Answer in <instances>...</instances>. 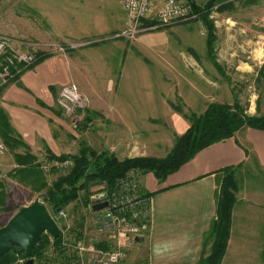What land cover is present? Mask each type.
<instances>
[{
    "label": "rangeland",
    "instance_id": "1",
    "mask_svg": "<svg viewBox=\"0 0 264 264\" xmlns=\"http://www.w3.org/2000/svg\"><path fill=\"white\" fill-rule=\"evenodd\" d=\"M195 1L204 6L209 0ZM228 3L230 5L221 10L219 5L215 6L210 14L215 30V42L212 49L208 46V28L199 15L193 20L149 32L151 38L145 41L147 49L139 41L144 34H140L136 39H127L138 47V61L153 63L149 65L148 71L142 70L144 75L139 73L136 78L140 86L146 84V87L144 85L139 91L142 94L139 98L149 94L153 97L152 101L139 102L141 106L148 104L150 107L148 116H140L136 120L139 124V145L135 149L136 156L166 157L174 147L176 137L185 133L187 126H191V117L202 114L210 103L233 104L238 99L248 115H264V87L262 82L258 81L259 72L264 67V0H228ZM115 5V0H0V36L19 40V28L22 22L24 23L26 19L33 28L35 23H39L41 12L62 19L68 16L75 17V21L80 20V22H75L74 28L79 33L81 31H103L105 30L103 25H108L106 19L110 12L115 10ZM88 19L91 22H85ZM8 43L9 46L0 60V69L5 61L13 57L16 52H33L37 59L28 66L24 63L13 64L12 77L0 86V100L3 91L13 80V82L20 83L19 76L23 71L33 69L46 58L63 55L64 52L58 49L57 43H50V46L40 52L21 48V41ZM162 63H165L164 67ZM135 83L136 81H133V84L128 82L132 90L138 92ZM19 85L24 88V84ZM98 93L107 94L101 90L94 92L96 95ZM87 97L90 102L89 107L91 106L88 108L91 111L92 100L89 96ZM48 104L50 106L43 104L44 107L40 106V109L52 114L53 118L44 117V119L49 127L47 128L48 133L53 138H44L43 143L39 144L42 149L35 150L36 154L30 149L31 153L37 157V161L41 163V167L46 162L61 161H51L50 152L56 156L76 155L81 146L85 144L99 152L110 151L118 155L120 159L131 153L129 148H125L126 134H122L123 130L113 112H109L111 117L108 119L96 112L93 113L87 125L88 128H83L81 124L83 119L73 121L66 117L56 101L48 102ZM61 117L64 118V126L58 123ZM14 128H17V124ZM20 137L22 138L21 135ZM0 141L6 145L1 136ZM24 151H26L24 148L9 149L6 145V151L0 153V175H2L0 181L4 182L6 193L5 205L0 208V228L22 206L31 204L37 198L43 201L44 191L33 192L30 187L9 176V172L18 166L15 153ZM42 170L44 171L43 167ZM258 170L261 173L259 182H263L264 166ZM67 172L53 170L44 171V174L49 184H52L60 175ZM145 175H142L143 185L147 179ZM151 175L154 174H149V177H152ZM249 183L253 185L255 182L250 181ZM102 185L104 184L92 186L89 204L92 200L99 198L94 194L101 191ZM89 204L78 200L56 217L60 229L65 234L70 251L76 255L72 264H83L81 257L78 256L81 253L78 248L79 242L85 247H90V245L97 244L99 240L106 239L105 233L100 229L101 223L98 218L100 213L91 209ZM250 217L255 220L260 216L251 213ZM79 219L83 221L82 227L79 228L83 233V238L77 240V233L71 229L76 226ZM256 223V221L255 224L253 223L256 228L261 229L252 228L250 232L251 236L260 242V245L256 246V243L250 239L243 246L244 258L236 259V264H262L264 225ZM210 233L211 230L206 239L212 241ZM130 251L128 250L129 253ZM49 252L52 253L53 248H50ZM208 256L204 258L207 259ZM66 263L62 259L59 260V264Z\"/></svg>",
    "mask_w": 264,
    "mask_h": 264
},
{
    "label": "crops",
    "instance_id": "2",
    "mask_svg": "<svg viewBox=\"0 0 264 264\" xmlns=\"http://www.w3.org/2000/svg\"><path fill=\"white\" fill-rule=\"evenodd\" d=\"M226 2L228 0H223L220 4ZM115 4V10L106 19L108 25H103L105 30L99 32L79 33L74 28L75 22L80 20L75 21L76 18L72 16L63 19L48 16L46 12H41L40 21L33 28L26 19L24 23L21 21V48L40 52L50 43L65 47L63 55L50 56L35 68L23 71L19 76L20 83L13 80L2 93L0 108L9 114L14 127L17 124V131L32 153L36 154L35 150L42 149L39 144L44 138H53L44 119L53 118L52 114L43 112L40 106H50L48 102L56 101L64 115L58 104L59 92L64 85L74 82L85 96L91 98L93 105L91 111L90 106L80 112L84 115L82 127L88 128L89 122L86 123L85 119L92 118L95 112L107 119L111 117L109 112H113L123 130L122 134H126L125 148L131 151L124 158L136 156L135 149L139 145V124L136 120L140 116H148L150 107L148 104L141 106L139 102L153 99L150 94L139 98L142 95L139 91L146 84L140 86L136 78L139 73L144 75L142 70L148 71L153 63L138 61V47L125 38L114 37L128 25L123 0H115ZM145 33L139 41L147 49L145 41H149L151 36L149 32ZM162 65L164 67L165 63ZM133 81H136L138 92L132 90ZM19 84H24V88ZM100 90L107 94H94ZM58 123L64 126V118L61 117ZM229 166L234 167L237 200L232 211L230 238L221 264H236V259H243V246L250 239L256 246L260 245L250 231L261 229L256 228L255 221L264 225L261 224L264 223V181L259 182L261 173L258 170L264 166V130L244 127L234 136L196 153L161 183L154 175L149 177L152 173L145 175L147 179L143 190L152 194L154 201L152 223L127 248V251H131L121 264H204V257L210 255L212 249V241L206 237L216 218L218 194L224 178L222 171ZM250 181L255 183L252 185ZM251 213H256L262 219H252Z\"/></svg>",
    "mask_w": 264,
    "mask_h": 264
},
{
    "label": "trees",
    "instance_id": "3",
    "mask_svg": "<svg viewBox=\"0 0 264 264\" xmlns=\"http://www.w3.org/2000/svg\"><path fill=\"white\" fill-rule=\"evenodd\" d=\"M222 1L209 0L201 6L195 0H188L193 11L199 14L208 28V46L211 49L215 42V30L210 14L215 6L219 5L221 10L230 5L228 2L220 4ZM258 81H261L264 87V67L259 72ZM90 120L91 118L87 117L85 122L88 123ZM191 122L187 131L176 137L174 147L164 158L145 155L120 159L110 151L99 152L87 144L82 145L76 155L56 156L50 152L51 161L71 158L75 164L70 171L60 175L52 184H49L41 163L37 161V157L31 153L28 144L20 137L6 111L0 108L1 138L9 149L24 148L26 150L23 153H15L18 166L9 172V176L30 187L33 192L44 191L43 201L56 221L60 212L67 210L74 202L83 200L88 205L92 186L96 184H104L107 188H112L119 178L133 169L140 170L143 174L153 173L158 180L165 181L170 174L178 171L196 153L234 136L239 129L246 126L264 130V115H248L238 99L233 104L210 103L202 114L193 115ZM222 172L224 178L218 194L216 218L210 233L212 249L204 264H221L230 238L237 182L234 167H226ZM5 194L4 182L0 181V208L5 205ZM59 207H62V210L57 212ZM82 225L83 221L79 219L76 226L71 229L77 233V240L83 238V233L79 230ZM50 248H53L52 253L49 252ZM74 257L76 255L70 251L62 230L58 237H51L48 233L43 234L32 255L34 264L37 262L39 264H59L61 259L67 262L66 264H72ZM262 258V264H264V248ZM22 259L24 256L7 252L0 257V264H17Z\"/></svg>",
    "mask_w": 264,
    "mask_h": 264
},
{
    "label": "built area",
    "instance_id": "4",
    "mask_svg": "<svg viewBox=\"0 0 264 264\" xmlns=\"http://www.w3.org/2000/svg\"><path fill=\"white\" fill-rule=\"evenodd\" d=\"M123 7L127 14L128 25L114 37L130 40L136 39L145 32L193 20L199 15L193 11L188 0H123ZM10 40L19 41L0 36V60ZM58 49L65 51L63 45H58ZM36 59L33 52H16L0 69V86L12 77L13 64L24 63L28 66ZM58 104L64 115L75 121L84 118L80 112L86 111L90 102L78 85L71 82L61 88ZM5 151L6 145L0 141V153ZM74 164L73 159L67 158L51 163L46 162L42 167L45 172L70 171ZM142 175L144 174L140 170H130L125 176L119 178L112 188L102 185L99 194H94L99 198L92 200L89 204L91 209L97 202L108 201L107 207L97 211L100 213L98 217L101 223L100 229L105 233L106 239H101L90 247H85L81 242L78 243L81 251L79 256L83 264H121L128 258L127 248L150 228L154 201L153 196L143 190ZM20 262L24 263V259Z\"/></svg>",
    "mask_w": 264,
    "mask_h": 264
},
{
    "label": "water",
    "instance_id": "5",
    "mask_svg": "<svg viewBox=\"0 0 264 264\" xmlns=\"http://www.w3.org/2000/svg\"><path fill=\"white\" fill-rule=\"evenodd\" d=\"M107 206L108 201L97 202L93 205V210L100 211ZM61 210L62 207L57 208V212ZM45 233L58 237L61 229L45 202L37 198L31 204L22 206L0 228V257L13 252L24 256V264H34L33 250Z\"/></svg>",
    "mask_w": 264,
    "mask_h": 264
}]
</instances>
